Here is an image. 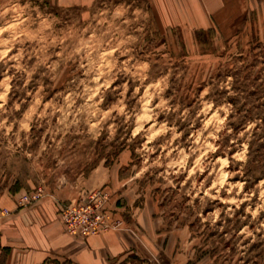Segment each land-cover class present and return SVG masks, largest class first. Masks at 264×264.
I'll return each mask as SVG.
<instances>
[{
    "label": "rangeland",
    "instance_id": "374dc122",
    "mask_svg": "<svg viewBox=\"0 0 264 264\" xmlns=\"http://www.w3.org/2000/svg\"><path fill=\"white\" fill-rule=\"evenodd\" d=\"M239 108L264 116V15L185 32L147 0H0V197L61 219L106 192L122 221L107 231L133 245L112 264H264V177L244 172L256 122L236 130Z\"/></svg>",
    "mask_w": 264,
    "mask_h": 264
},
{
    "label": "crops",
    "instance_id": "0c3cea01",
    "mask_svg": "<svg viewBox=\"0 0 264 264\" xmlns=\"http://www.w3.org/2000/svg\"><path fill=\"white\" fill-rule=\"evenodd\" d=\"M62 4H83L92 0H57ZM163 29L180 27L185 32L215 29L230 33L246 25L252 16L264 15V0H147ZM0 197V206L13 214L0 221V251L5 264H43L56 255L71 264H112L131 250L130 237L123 231H106L76 241L65 231L57 212L39 205L20 207L16 195ZM22 257L20 261L19 257Z\"/></svg>",
    "mask_w": 264,
    "mask_h": 264
},
{
    "label": "built area",
    "instance_id": "2783aa9c",
    "mask_svg": "<svg viewBox=\"0 0 264 264\" xmlns=\"http://www.w3.org/2000/svg\"><path fill=\"white\" fill-rule=\"evenodd\" d=\"M21 197V200H18L19 206L28 205L36 198L35 195L31 197L27 193ZM107 199L106 192L98 190L78 202L63 205L60 217L66 230L76 237H88L106 232L111 228H120L122 221L113 220L108 215ZM8 212L0 208V217H5Z\"/></svg>",
    "mask_w": 264,
    "mask_h": 264
},
{
    "label": "trees",
    "instance_id": "16d2710c",
    "mask_svg": "<svg viewBox=\"0 0 264 264\" xmlns=\"http://www.w3.org/2000/svg\"><path fill=\"white\" fill-rule=\"evenodd\" d=\"M230 100L235 104L234 98L231 97ZM236 114H239V116H236ZM255 115L256 113L253 109L243 110L241 108L236 109L231 114V118H237L235 123H231L236 130L250 120L256 122V126L250 133L248 160L244 169L245 175L248 178L247 180L249 181H256L264 177V116L257 119L258 117H255ZM15 187V189H11V192L15 193L20 189V185L17 183Z\"/></svg>",
    "mask_w": 264,
    "mask_h": 264
}]
</instances>
